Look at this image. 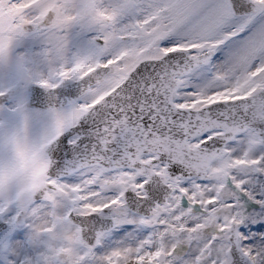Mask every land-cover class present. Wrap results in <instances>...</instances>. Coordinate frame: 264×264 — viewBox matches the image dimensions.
<instances>
[{
	"label": "snow or ice",
	"instance_id": "1",
	"mask_svg": "<svg viewBox=\"0 0 264 264\" xmlns=\"http://www.w3.org/2000/svg\"><path fill=\"white\" fill-rule=\"evenodd\" d=\"M0 264H264V0H0Z\"/></svg>",
	"mask_w": 264,
	"mask_h": 264
}]
</instances>
